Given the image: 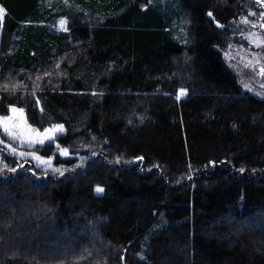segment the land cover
<instances>
[{"label":"trees","instance_id":"obj_1","mask_svg":"<svg viewBox=\"0 0 264 264\" xmlns=\"http://www.w3.org/2000/svg\"><path fill=\"white\" fill-rule=\"evenodd\" d=\"M49 1L0 0V115L68 149L6 155L0 264H264V96L221 54L259 5Z\"/></svg>","mask_w":264,"mask_h":264},{"label":"rangeland","instance_id":"obj_2","mask_svg":"<svg viewBox=\"0 0 264 264\" xmlns=\"http://www.w3.org/2000/svg\"><path fill=\"white\" fill-rule=\"evenodd\" d=\"M256 4L259 5L261 12H264V0H262L261 3H257L256 0H253ZM48 2H50L48 0ZM160 2L162 3L163 8H165L166 6L169 5H173L174 2H176V0H160ZM51 3V2H50ZM0 9H3V14L0 15V22L2 21L6 10L4 9V7L0 4ZM61 18H65L67 19V21L69 22V19L66 16H59L57 18V20L55 21L54 24V28L57 30H65L66 25L65 26H61L59 21L61 20ZM248 23L244 22V18L240 19L237 23V28H239L238 32H237V39L235 43H231L230 46H227L226 48L221 49V54H222V58L225 61L226 65L228 66V68L235 74L238 83L249 93L254 94L256 96L259 97H263L264 96V87H262V85H264V76H261L258 74V67L259 65H257V71H253L252 68H245L244 67V61L241 59L242 56H248L251 57L253 55L258 56L260 63L264 64V47H257L255 45V43H249V40L247 39L248 34L249 33H256L260 38L264 39V27H261L262 24H264V17L260 16V19L257 22H249V20L247 19ZM245 84H247L249 87L246 88ZM16 109H21L18 107H15ZM12 115H18L21 116L23 118V121L26 123V125L30 126L31 128H35L37 129L40 133L44 132L45 128H51V126L53 125H63L61 123L58 124H52V125H48L44 128H39L37 126H34L32 124H30L27 120L26 117L24 115V111L22 113H11L10 111H8L6 114H2L0 116H12ZM66 131L64 125H63V131L62 132H56L54 134L53 140L51 141H45L44 145H40V144H36L33 145V147L31 149L27 148L26 146H19L18 142H15L12 144L13 147L17 148V151H25V152H31V151H35L36 155L44 157L45 160L47 159V157L52 155H41L39 148L44 147L45 145H47L48 143H53V151H56L58 153H60L59 149H57L56 145H60L57 142V135H62L64 134ZM0 139H3L5 144H7L8 138L5 136V134L3 133L2 129H0ZM5 144H0V164H4V161L6 160V155H11V156H15L13 154H11L10 151L5 149ZM61 148H63L62 146H60ZM65 156V155H63ZM17 158H21L24 163H35V164H39L41 166H52V160L49 164H45L42 163L41 161H37L35 160L33 157L31 156H27V157H19V156H15ZM53 159V158H52Z\"/></svg>","mask_w":264,"mask_h":264},{"label":"snow or ice","instance_id":"obj_3","mask_svg":"<svg viewBox=\"0 0 264 264\" xmlns=\"http://www.w3.org/2000/svg\"><path fill=\"white\" fill-rule=\"evenodd\" d=\"M257 3H261L262 0H256ZM3 14V9H0V15ZM209 16H211V12L208 13ZM250 15H255V13H251ZM261 17H264V12L260 13ZM245 23H248L247 19H244ZM60 25L63 27L65 26L68 21L65 18H61L59 21ZM261 27H264V24L261 25ZM247 39L249 40V43H255L257 47H264V39L260 38L256 33H249ZM241 59L244 61V67L245 68H252L253 71H257V65L258 67V74L261 76H264V64L260 63L258 56H242ZM45 75H48L46 72ZM39 79V77H37ZM245 87L248 88L249 86L245 84ZM264 87V85H262ZM186 89L181 88L178 90L177 99H180V96L186 93ZM9 111L11 113H22L23 109H16L14 106H9ZM141 122L143 121V117H140ZM131 123V121H129ZM235 128L236 125H233ZM0 129H2L5 136L8 138V143L5 144L3 139H0V144H5V149L10 151L11 154L19 157H27L31 156L37 161H41L42 163L49 164L52 160V157L49 156L45 160L44 157L36 155L35 151L31 152H25V151H17L16 147H13L12 144L15 142L19 143V146L23 147L26 146L27 148L31 149L33 145L40 144L44 145L45 141H51L53 140L54 134L56 132H62L63 131V125H53L51 128H45L43 133H40L37 129L31 128L30 126L26 125V123L23 121V118L18 115H12V116H0ZM57 149L60 151V155H67L68 149L61 148L60 145H56ZM95 155V153H93ZM137 159H142L138 157ZM117 162H119V157H117ZM19 166V165H18ZM39 167V164L37 165ZM4 168H8L9 171L15 172V168H10L7 164H0V170H3ZM55 171H60L59 169H55ZM240 171H244V169H240ZM63 173L61 172V175ZM96 193H101L104 191V189L100 186H97L95 188Z\"/></svg>","mask_w":264,"mask_h":264}]
</instances>
